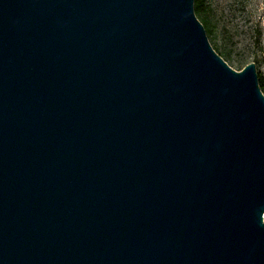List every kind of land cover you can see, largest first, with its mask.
Wrapping results in <instances>:
<instances>
[{
  "label": "water",
  "instance_id": "95a60500",
  "mask_svg": "<svg viewBox=\"0 0 264 264\" xmlns=\"http://www.w3.org/2000/svg\"><path fill=\"white\" fill-rule=\"evenodd\" d=\"M264 95L194 0H0V264H264Z\"/></svg>",
  "mask_w": 264,
  "mask_h": 264
},
{
  "label": "rangeland",
  "instance_id": "374dc122",
  "mask_svg": "<svg viewBox=\"0 0 264 264\" xmlns=\"http://www.w3.org/2000/svg\"><path fill=\"white\" fill-rule=\"evenodd\" d=\"M203 2L212 49L235 71L254 63L264 79V0Z\"/></svg>",
  "mask_w": 264,
  "mask_h": 264
},
{
  "label": "trees",
  "instance_id": "16d2710c",
  "mask_svg": "<svg viewBox=\"0 0 264 264\" xmlns=\"http://www.w3.org/2000/svg\"><path fill=\"white\" fill-rule=\"evenodd\" d=\"M194 12H195L197 19L204 26L206 33L211 34L212 28L209 27L207 20H206L207 14L204 8L203 0H194ZM258 83H259L260 91L264 95V79L259 75H258Z\"/></svg>",
  "mask_w": 264,
  "mask_h": 264
},
{
  "label": "built area",
  "instance_id": "2783aa9c",
  "mask_svg": "<svg viewBox=\"0 0 264 264\" xmlns=\"http://www.w3.org/2000/svg\"><path fill=\"white\" fill-rule=\"evenodd\" d=\"M263 221H264V216H263Z\"/></svg>",
  "mask_w": 264,
  "mask_h": 264
}]
</instances>
